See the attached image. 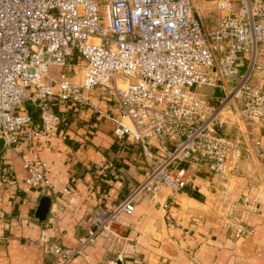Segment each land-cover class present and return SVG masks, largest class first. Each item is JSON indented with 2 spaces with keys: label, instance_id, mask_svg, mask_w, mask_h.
<instances>
[{
  "label": "built area",
  "instance_id": "built-area-1",
  "mask_svg": "<svg viewBox=\"0 0 264 264\" xmlns=\"http://www.w3.org/2000/svg\"><path fill=\"white\" fill-rule=\"evenodd\" d=\"M213 1L223 15L209 29L194 0H0V136L7 146L21 134L30 143L41 136L64 140L69 118L51 108L57 99L113 120L116 140L155 160L126 199L93 211L76 247L40 238L55 264H70L120 214L132 213L139 194L185 189L190 176L172 170L175 161L204 158L209 186L223 187L226 196L244 151L263 157L262 139L243 148L240 138L221 130L233 112L264 129V0H238L236 7L235 0ZM241 59L245 70L230 86ZM202 87H220L224 95L213 99ZM28 101L39 109V126L24 110ZM162 148L166 154L157 156ZM47 165L39 156L25 160L26 191L53 190ZM109 167L120 175L114 163ZM229 227L245 230L231 215L225 217Z\"/></svg>",
  "mask_w": 264,
  "mask_h": 264
},
{
  "label": "crops",
  "instance_id": "crops-1",
  "mask_svg": "<svg viewBox=\"0 0 264 264\" xmlns=\"http://www.w3.org/2000/svg\"><path fill=\"white\" fill-rule=\"evenodd\" d=\"M194 5L204 23L209 21L206 26L215 28L223 13L214 1L194 0ZM51 108L67 112L64 140L41 136L30 143L21 134L0 156V264H55L40 238L45 235L67 248L76 247L92 226L93 211L116 207L154 165L155 160L140 147L116 140V123L101 119L91 107L64 106L55 99ZM24 110L32 116L33 125L39 126L36 104L28 101ZM221 132L240 138L243 148L257 138L264 142V129L237 112L229 114ZM165 152L157 150V156ZM33 156L48 164L54 188L47 194L25 189V160ZM110 162L119 168L118 177ZM171 169L190 176L185 189H165L156 197L139 194L134 211L112 222L114 234L100 236L70 264H116L120 255L123 264H193L191 260L196 264H264V154L250 157L244 151L226 196L223 187L214 191L209 186L212 172L200 156L175 161ZM65 187L71 189L70 195L63 193ZM247 196L249 204L244 202ZM43 197H50L51 206L41 221L37 209ZM228 215L245 230L237 233L234 227L225 228Z\"/></svg>",
  "mask_w": 264,
  "mask_h": 264
},
{
  "label": "water",
  "instance_id": "water-1",
  "mask_svg": "<svg viewBox=\"0 0 264 264\" xmlns=\"http://www.w3.org/2000/svg\"><path fill=\"white\" fill-rule=\"evenodd\" d=\"M237 67H238L237 73L228 80L230 86H234L240 80L241 75L246 67V60L244 59L239 60L237 63ZM260 75L263 76L264 71H261ZM6 146H7L6 138L4 136H0V156ZM50 206H51L50 197H43L37 209V218L39 220L44 221L48 217ZM116 264H123V256L121 255L119 256Z\"/></svg>",
  "mask_w": 264,
  "mask_h": 264
},
{
  "label": "rangeland",
  "instance_id": "rangeland-1",
  "mask_svg": "<svg viewBox=\"0 0 264 264\" xmlns=\"http://www.w3.org/2000/svg\"><path fill=\"white\" fill-rule=\"evenodd\" d=\"M206 21V20H204ZM206 24L208 25L209 24V21L206 22ZM53 72H55L56 70L53 68L52 69ZM202 92L203 93H206L207 95H209L210 97H214V99H219L220 97H222L224 95V91L222 88L220 87H217V88H211V87H202ZM170 191V190H169ZM261 200H255V202H260ZM105 233H109V234H114V231L113 229L111 228V225L108 226L107 228H105V230L102 231V233L99 235L102 236L103 234ZM98 237V238H99ZM193 262V264H196L194 263L195 261L194 260H191ZM117 262V261H116Z\"/></svg>",
  "mask_w": 264,
  "mask_h": 264
},
{
  "label": "trees",
  "instance_id": "trees-1",
  "mask_svg": "<svg viewBox=\"0 0 264 264\" xmlns=\"http://www.w3.org/2000/svg\"><path fill=\"white\" fill-rule=\"evenodd\" d=\"M214 99V98H213Z\"/></svg>",
  "mask_w": 264,
  "mask_h": 264
}]
</instances>
